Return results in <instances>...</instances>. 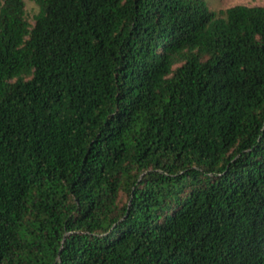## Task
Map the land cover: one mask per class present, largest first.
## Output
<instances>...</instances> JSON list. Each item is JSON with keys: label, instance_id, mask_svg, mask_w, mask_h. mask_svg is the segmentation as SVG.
<instances>
[{"label": "trees", "instance_id": "trees-1", "mask_svg": "<svg viewBox=\"0 0 264 264\" xmlns=\"http://www.w3.org/2000/svg\"><path fill=\"white\" fill-rule=\"evenodd\" d=\"M0 0V264H264V6Z\"/></svg>", "mask_w": 264, "mask_h": 264}, {"label": "rangeland", "instance_id": "rangeland-1", "mask_svg": "<svg viewBox=\"0 0 264 264\" xmlns=\"http://www.w3.org/2000/svg\"><path fill=\"white\" fill-rule=\"evenodd\" d=\"M24 1L27 16L33 22V17L38 11V6L32 0ZM208 4L211 9L221 10L238 4H244L247 6H264V0H208Z\"/></svg>", "mask_w": 264, "mask_h": 264}]
</instances>
